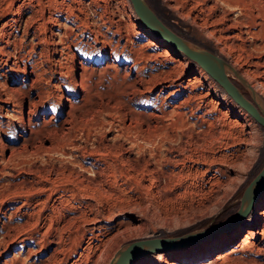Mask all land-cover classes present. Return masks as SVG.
<instances>
[{
    "label": "rangeland",
    "instance_id": "obj_1",
    "mask_svg": "<svg viewBox=\"0 0 264 264\" xmlns=\"http://www.w3.org/2000/svg\"><path fill=\"white\" fill-rule=\"evenodd\" d=\"M15 1H17L16 5L27 0ZM42 1L46 6L45 14L47 16L57 15L61 24L46 22L48 27L46 37L51 42L53 40L50 45L51 49L48 50L49 52L46 51V56H49V59L51 58L50 60L55 63L60 59L62 63L71 64L74 56L89 61L86 62L88 88L82 89L79 86L77 92H74L69 84L62 92L80 109L87 110L82 120H79L84 131L75 132L76 144L91 148L97 143H103L102 146L107 147L115 140L117 145L124 141L125 147L129 148L128 146H131L130 137L134 135L133 127L137 124L130 112L146 116L147 103L150 100L146 99L145 95L131 90L132 87L128 79L136 74L137 66L133 60L127 57L129 51L125 47L131 48L133 45L137 56L141 51L142 53H153L152 56H155L167 44L158 41L148 32L151 31L159 36L143 23L134 11L130 0H58L60 3H57V0ZM221 1L198 0L200 2L198 3L197 0H148L157 14L180 34L217 54L220 53L219 55L225 59L227 56L228 58L236 57L239 59L237 65L239 64L238 67L241 69L245 66L250 67L252 76H249L251 79L248 81L249 83L252 81L260 91L262 90L258 93L264 98V0H262L263 2L261 0H223L226 4ZM32 2L36 3V0L35 2L32 0ZM62 3L63 5H61ZM211 5L214 7L212 8ZM27 14V12L23 14L20 31L27 27V23L24 22ZM37 15L38 13L35 19H38L39 15ZM219 15L224 16L225 22H214V18L221 17ZM9 17V15L0 16V25ZM228 18L232 20L228 21ZM227 21L229 23L233 21V25L227 27L228 25L225 24ZM246 23H250L251 29L257 33L256 37H252L245 30L242 36L244 38L241 40L234 37V33H238L240 27L246 28H244ZM64 30H67V33H64ZM139 32L144 36L138 37ZM149 39L154 40L157 45L150 44L141 48V42H147ZM159 57L163 60V69H168L169 65L177 64L170 60L171 57L183 60V65H177L176 69L178 68V70L174 71L175 74L171 73L174 87L170 86L169 89L174 91L173 102L184 100L189 93L196 94V98L191 97L184 105V109L192 115L189 116V123L193 125L191 127L189 124L188 127L192 131L191 135L195 137L191 136L192 139H188L189 142L186 143V146L189 147V150L191 149L190 151L194 153L195 157L198 156V160L209 162L205 165L207 172L204 178L205 181L211 179L214 182V192H207L204 195L196 190L181 195L179 188L162 186L157 179L153 181L149 173L142 174L143 167L140 170L138 166H130V161L122 162L125 164L122 167L121 162V164L111 165L108 172L112 175L105 178L106 181L102 182L100 188L90 190L91 188H85L81 184H76L77 186L73 184L68 178V172L62 174L56 170L63 169L68 165L79 170L80 173H89L93 169L91 165L93 159L90 157L80 159L75 155L59 151H52L44 157L29 156L26 159L27 163L46 161L48 168L51 169L47 173L51 181L45 182L46 188H48L47 194H50L45 212L50 215V218L52 217L47 222L49 224L52 222L49 238L55 239L48 241L42 250L32 253L30 259L34 260L35 264L46 257L50 258L49 264H108L116 248L126 240L156 234L180 233L219 221L237 208L240 197L247 189L245 187L263 166L264 126L250 112L237 104L207 72H199L201 66L177 48L171 49L170 56ZM107 62H112L114 66H107ZM76 64V71L72 72L71 70L67 74V80L73 78L75 74L79 75L83 72L80 62L77 61ZM125 69L129 72L124 73ZM55 75L58 76V72H55ZM233 76L234 78L231 80L250 98L238 77L235 74ZM14 81L16 80L10 79L5 82L2 78L0 87L3 83L5 86L14 87L17 85ZM169 85H171L170 81L158 82L150 92H145V94L151 96V100H153L160 87ZM108 96L115 99L123 98V102L122 100L120 101L122 103L116 101L115 105L113 104L114 107L111 106L109 110L94 107V101L101 98L105 100ZM60 104L61 101L58 99L57 103L53 104L54 107L49 109L47 118L54 114L53 120L58 121L64 116V112L70 107V101L67 99L64 106H60ZM17 114L20 119V112ZM0 117L7 119L4 108L0 110ZM170 119L172 121V117H167L165 123H168ZM109 121L111 122L108 123ZM129 121L131 125L136 123L129 128ZM239 121L244 124H240V126ZM127 124L129 126L126 127ZM11 127L7 134L0 133L1 142L9 144L11 143L9 140L14 139L16 134L22 135L19 126L12 125ZM89 128L91 134L87 136L85 132ZM203 128L204 130L208 129V131L206 129L207 134ZM127 131L128 133H126ZM129 132L132 133L129 134ZM210 134L216 136L213 138ZM128 137L129 140H126ZM96 138L99 139V142ZM202 138L203 140H201ZM193 143L196 144V147L193 146ZM197 145H202L201 149ZM125 147L119 148L121 151L118 154L124 155L121 157L133 159V161L134 158L141 157L140 160H142L143 155H139L135 148V150L127 152L124 150ZM147 147L145 150L148 156L150 149ZM203 155L207 156L206 159L203 158ZM155 159L151 157L150 165L154 162L155 165L158 164ZM18 161L13 159L8 163V166L17 167ZM79 163L82 165L80 166ZM155 165L151 167L161 166V164ZM122 170L125 171L123 172L125 175L122 174ZM127 173H129L128 176H126ZM2 175H0L2 177L0 190L4 188V184L7 183L11 175L20 181L25 174L20 167H17V170L12 174L9 172ZM34 177L36 175L31 176V178ZM215 179L222 180L223 183L218 186ZM216 185L219 187L218 189ZM197 191L198 193H196ZM92 192H94L93 195ZM70 194L74 195L73 199L69 198L67 202L61 201L63 197H69ZM261 194H263L264 201V191ZM32 196L34 201L36 194L33 193ZM17 199V205L22 204V198L18 196ZM8 201L9 199L5 200V203ZM255 203L241 223L215 237L185 245L190 247L180 250L173 251L179 247H172L161 252H149L136 257L128 264H169L171 261L175 264H264V234H262L261 226L259 229H255L239 248L225 249L237 244L247 233L251 222L256 217ZM10 204H5V208H9ZM79 211H83L84 216L69 222L73 215ZM79 213L76 216H79ZM221 215L223 216L220 217ZM59 239L60 244L55 242ZM19 241L20 239H18L17 245L11 244L0 252V264H3L5 259L10 260V257H17V261L16 259L14 261L18 262L17 264L21 263L24 252L18 253L21 247ZM55 248H57V254L52 256L51 253ZM218 251L220 253L215 257ZM226 253L228 255H225Z\"/></svg>",
    "mask_w": 264,
    "mask_h": 264
},
{
    "label": "bare ground",
    "instance_id": "obj_2",
    "mask_svg": "<svg viewBox=\"0 0 264 264\" xmlns=\"http://www.w3.org/2000/svg\"><path fill=\"white\" fill-rule=\"evenodd\" d=\"M15 2L17 1L0 0V16H6V15L10 16L0 25V55H1L0 80L3 78L6 82L10 79L12 80L15 79L16 81L14 82H16L17 84L14 87H9V85L5 86L3 83L2 84L3 86L1 85L0 87V110L4 108L5 114L7 115V119L0 117V133L7 134L8 131L11 130L12 128L11 126L15 125L20 127L22 135L16 134V136H14V139L9 140L11 142L9 144H5L0 141V175L2 174L4 175L5 173L7 174L9 172H11L12 174L13 171L17 170V167H20V169L24 172L25 175H23L24 177L20 181L16 180L15 177L11 175L7 183L4 184V188L0 190V252L5 250L4 248L9 247L11 244L14 246L17 245V241L18 239H20L19 242L21 244V247L18 253L24 252L23 254L24 256L21 260V263L20 262L19 263L35 264L34 260L30 259L32 253L34 251L42 250V248H44L48 244V241L52 240L49 238L52 229L51 228L52 222L51 224L47 223L48 220H51L52 217L50 218L49 217L50 215H48L45 212L47 209V202L50 198V194H47L48 188H46L45 182L48 183L51 181L50 178L47 176L48 171L51 169L48 168L46 161L40 163L37 162L27 163L26 159L29 156L36 155L39 157H44L47 156L52 151H59L65 154H70L73 156L75 155L80 159H85L87 157H90L91 159H93V162L91 163L93 169L86 174L80 173L79 170H76L74 169V167L72 168L68 165L65 166V168L63 169H59L58 167H56L58 168L56 170H59L60 172H62V174L68 172V178L73 184L75 185L81 184L85 186V188L86 187L91 188L90 190L100 188L102 182L106 181L105 178L108 177V175H112L109 174L108 172V168L111 167V165H114V163H120V162L122 163L124 161L125 162L130 161L129 164L130 166L133 167L138 166L140 170L143 169L142 174L145 172L149 173L151 179H153V181L154 179H157V181H159V184H161L162 186L168 188H179L181 190L180 192L181 195L183 194L186 195L187 192L196 191V190L203 193L204 195L207 192L209 193H211L212 191L214 192L215 190L213 184L214 182L211 179L205 181L204 178L207 172V167L205 165L206 163L209 162H207V160L200 161L202 159L198 160L197 158L198 156L196 155L197 157H195L194 153L190 151L191 149L189 150L188 149L189 147L186 146V143L189 142L188 139H190L192 136L191 135L192 131L188 127V125L190 124L189 116L192 115L188 114L189 112L184 109V105L187 103L189 99H191V97L196 98L195 97L196 94L195 95L192 94L193 95L192 96L188 92L189 94L185 96L186 98H184V100L180 99L181 100L180 102H173L172 96H175L173 95L174 91H172V89H169L170 86H173V82H174L173 80H171L172 78L171 73L173 72L175 74V72L178 70V68L176 69L177 65H183V60H180L179 58L176 57L173 58L171 57L170 60L177 64H173V66L169 65L168 69H163L162 67L163 60L159 57V56L168 57L171 55V49L174 46L169 41L167 43L166 39L161 38V36L159 37L155 35L151 31H148L153 36H155V38H157L158 41L167 44L164 45L161 51H159L158 55L155 56H152L153 53L149 54L148 51H147L148 53L145 52L142 53L141 51L139 56H137L136 51L133 48V45H131L132 46L131 48L125 47L129 51L127 57L130 60H133L135 65L137 66L136 74L132 75L131 77H129L130 79H128L130 80V84L132 87L131 90L145 95L146 96L145 98L150 100L147 103L148 107L146 109L148 111L146 112V116H143V114H136L134 112H130L132 118H134L137 122L136 126L133 127L134 135L133 136L130 135L131 137L129 142H131V146L129 145L128 146L129 148L125 147V145L123 144L124 141H122L123 143L120 142L117 145V143H115L114 140V143L112 144L109 143L107 147L105 145L102 146L103 143H97L93 145L91 148H88L86 145L83 146L81 144H76L75 142V132H77L78 130L79 132L84 131V129L81 127L82 123H80L81 121L79 120L80 119L82 120L87 110L85 108L80 109L78 105H75L71 101V99L67 96H64L62 92L63 90H65V87L68 86L69 84H70L69 87L74 92H77L79 86L82 87V89L88 88V82L86 81L88 74L87 72L88 67L86 65L87 64L86 62L89 61L88 60L85 61L84 58H83L84 60L78 59L74 55H73L74 56L73 63L71 64L62 63L60 59H58L56 63L50 60L51 58L49 59V56H46V51L51 49L50 45L53 43V40L51 42V40H49V38L46 37V31L48 28L46 22L48 21L51 23H56L58 25H61L59 17L55 14L54 15L50 14L49 16H47L45 14L46 6L42 0H36V3H33L32 0H27L22 4H16V5ZM56 2L60 3V1L58 0ZM224 4H226V2H224ZM61 5H63V3ZM192 7L194 6L192 5ZM25 12L28 13L24 19L25 20L24 22L27 23V27L24 30L20 31V23L23 20V14ZM37 13L39 17L38 19L37 18L35 19ZM223 18L224 16L218 18L216 17V19L214 18V22L215 21L216 23L222 21L225 22L224 21L225 19L223 20ZM230 20L232 19H229L228 21ZM211 21L213 22V20ZM228 21L225 23L226 25H228L227 27L232 26L233 21H231L230 23ZM249 24L250 23H246L244 25V28L246 27L245 29L240 27L238 33H234V37L240 40L244 38L242 37L244 30L247 33L251 34L252 37L253 36L256 37L257 33L251 29V26ZM64 33H67V30H64ZM30 35L31 38H29ZM137 36L143 37L144 34L139 32ZM150 44L157 45L154 42V40L149 39L147 40V42L146 41L141 42L140 46L142 48V46L145 47L146 45H150ZM141 48L140 50H142ZM138 52L140 51L138 50ZM226 59L239 71V73L243 77H245V79L247 78V81L248 79L249 80L251 79V77H249L252 73L250 67L245 66L243 67V69L238 67L239 64L237 65V62L239 59H237L236 57L228 58L227 56ZM77 61L80 62L83 72L79 73V75L75 74L73 78L67 80V74L71 70L72 72L76 71ZM56 66L57 68H55ZM107 66L113 67L114 65L112 62H107ZM55 72H58L59 75L56 76ZM125 72L128 73L129 70L125 69L124 73ZM199 72L204 73L207 71L201 66V68H199ZM227 74L230 77V79L234 78L233 73L227 72ZM165 81H170L171 85L167 87L166 86L160 87V89L156 93V96L154 95L155 99L151 100V96L145 94V92H150L156 86V84H158V82L161 83ZM249 84L257 92L262 91V90L260 91L258 87L254 83H252V81ZM58 99H60L61 101L60 106H64L65 101L68 99L70 101V105H69L70 107L64 112L63 117H61L58 121H54L53 119L55 118V115L51 114L47 118V113L49 112V109L54 107L53 104L57 103ZM121 100L123 102V98L118 99L117 97V99H115L114 97L108 96L105 100H102L101 98L98 101H94L93 104L94 107L96 106V109L101 108V110L102 109L109 110L110 107L113 106V104L115 105L116 101L122 103L120 102ZM1 102L5 103L4 104L5 107ZM167 107H171V108L169 109ZM17 112H20V119ZM191 113L193 112L191 111ZM167 117H172V121L170 119L171 121L170 124H168L170 121H168V123L167 122L165 123V119ZM132 118L130 116V119ZM191 120L193 121V119ZM110 122L111 121H109L108 123ZM135 123L131 125L129 121L128 124L130 126L127 124L126 127L129 126V128H131V126H134ZM238 124L243 125L244 123H240L239 121ZM192 125L193 124H190L191 127ZM124 127L123 129H125ZM206 129L207 128H205L204 130L203 128L205 132ZM86 130L87 131L85 132L86 133L85 135L89 136L91 134V129L89 128ZM125 131H124V136H125ZM126 133H128V131ZM130 133L132 132H129V134ZM221 133L222 132L220 131V134ZM197 138L200 137L197 136ZM203 138L201 140H203ZM97 140L99 142V139ZM126 140H129V137ZM147 145L150 146L147 147ZM195 145L196 144H194L193 146L196 147ZM123 146L125 147L124 150H126L127 152H131L135 148L136 152L139 155H143L142 160H140L141 157L140 158L133 157L134 161L133 159L121 157L124 155L120 156V153L118 154V152L121 151V149L119 148H122ZM146 147L150 149V152H148L149 153L148 156L146 153L147 151L145 150ZM151 157L156 158L155 159L156 163L158 162V164H161V166L151 167L155 165V162L150 165V163L152 162ZM206 157L207 156H204L203 158L206 159ZM13 159L19 160L17 164L18 166L17 167L14 166L11 168L8 166V163ZM158 164L155 166H158ZM79 165L81 166L82 164L79 163ZM122 165L125 164L122 163L121 167ZM141 167L143 168L141 169ZM123 172L125 171L122 170V174H124ZM34 175H36V177L31 178V176ZM128 175L129 173L126 174V176ZM1 178L2 177H0V179ZM216 181L218 186H220L223 183L222 180H216ZM218 188L219 187H217V189ZM198 191L196 193H198ZM263 191H264V185L262 186L260 184L256 191L257 195L255 196V199L252 202V206L256 202L254 207L256 212V217L251 222V225L247 233H245V235L238 241L237 244L225 248L226 250L229 249L233 250L239 248V246L245 243L249 238V236L253 234L255 229L256 230L259 229L260 226L262 229V234H264V201H263V194H261ZM33 193L36 194L35 196L36 199L34 201L32 200ZM93 193L94 192H92V195ZM18 196L22 198L21 199L22 204L20 205H17ZM69 198L73 199L74 195L70 194L69 197H63L61 201L67 202L69 201ZM7 199H9V201L5 203V200ZM9 203H11L9 208H5L6 206L4 205ZM79 214H80L79 216H76L74 214L72 218L70 217L71 221L69 222H73L74 219L77 217L84 216L83 211H81ZM243 220L244 218L242 220H238V218H235L233 220L222 222V224H219V227L214 226L210 228L207 234L198 237L196 240L192 238L190 239L186 238L184 241L180 242L182 243L181 245H175L174 247H179V248H176L173 251L188 248L190 246H185V245L194 244L203 239L215 237L216 235L227 231L230 227L238 223H241ZM55 242L60 244V239ZM37 247H39V249H37ZM53 250H54L53 253H51L52 256L57 254L56 253L57 248ZM161 251L162 250H157V251L154 250V252H161ZM149 252H153V251H146L143 254L140 253L138 257L147 254ZM218 253H220V251H218L215 254V257L219 255ZM225 255L228 254L226 253ZM15 259L17 261V257L16 258L10 257V260L5 259V262L3 264H14V263L17 264L18 262L16 263V261H14ZM49 260L50 258L46 257L45 259H41L39 263L37 262V264H49ZM169 264H175V262L171 261L169 262Z\"/></svg>",
    "mask_w": 264,
    "mask_h": 264
},
{
    "label": "water",
    "instance_id": "obj_3",
    "mask_svg": "<svg viewBox=\"0 0 264 264\" xmlns=\"http://www.w3.org/2000/svg\"><path fill=\"white\" fill-rule=\"evenodd\" d=\"M130 1L134 11L147 27L169 41L175 48L184 52L193 62L200 64L237 104L250 112L264 126V98L230 62L211 49L174 30L157 14L148 0ZM227 72H231L238 77L250 98L230 79ZM260 184L264 185V164L245 187L247 189L240 197L237 208L225 218L180 233L156 234L126 240L116 248L108 264H128L140 253L164 250L175 245H181L180 242L186 238L196 240L198 237L207 234L210 228L219 227L222 222L235 218L242 220L250 210Z\"/></svg>",
    "mask_w": 264,
    "mask_h": 264
},
{
    "label": "trees",
    "instance_id": "obj_4",
    "mask_svg": "<svg viewBox=\"0 0 264 264\" xmlns=\"http://www.w3.org/2000/svg\"><path fill=\"white\" fill-rule=\"evenodd\" d=\"M223 215H221L220 217H222Z\"/></svg>",
    "mask_w": 264,
    "mask_h": 264
}]
</instances>
